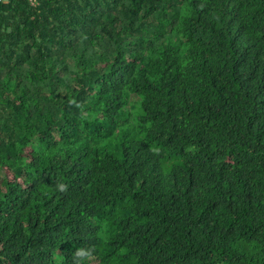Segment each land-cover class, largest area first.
<instances>
[{"label":"trees","instance_id":"16d2710c","mask_svg":"<svg viewBox=\"0 0 264 264\" xmlns=\"http://www.w3.org/2000/svg\"><path fill=\"white\" fill-rule=\"evenodd\" d=\"M0 264H264V0H0Z\"/></svg>","mask_w":264,"mask_h":264},{"label":"built area","instance_id":"2783aa9c","mask_svg":"<svg viewBox=\"0 0 264 264\" xmlns=\"http://www.w3.org/2000/svg\"><path fill=\"white\" fill-rule=\"evenodd\" d=\"M29 2L34 5L37 2V0H29Z\"/></svg>","mask_w":264,"mask_h":264}]
</instances>
